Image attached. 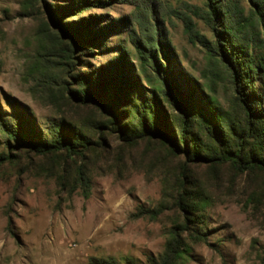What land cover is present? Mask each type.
Segmentation results:
<instances>
[{"label": "rangeland", "instance_id": "1", "mask_svg": "<svg viewBox=\"0 0 264 264\" xmlns=\"http://www.w3.org/2000/svg\"><path fill=\"white\" fill-rule=\"evenodd\" d=\"M232 1L250 17L247 0ZM72 3L0 0V154L6 156L0 160V264H149L150 258L160 261L174 235L185 239L176 264H264V172L239 174L220 156L193 164L183 153L173 154L161 135L141 129L149 125L146 106L156 95L171 119V139L181 147L176 110L165 102L154 67L142 65L136 52L152 36L159 42L160 78L171 86L162 88L178 99L187 96L194 114L185 148L204 153L194 136L214 148L200 122L240 128L232 72L214 49L206 1H94L77 13L68 9ZM52 21L101 34L82 39L75 65H68L67 40ZM245 29L261 40L257 20ZM250 54L259 64L250 90L264 110V43ZM120 57L119 120L70 99L64 88L72 77ZM18 128L22 143L7 137ZM60 128L70 130L82 157L35 153L26 143L52 142ZM81 138L89 140L83 148ZM79 165L89 180L87 195L75 181ZM182 185L186 195L197 193L208 202L187 222L176 207ZM190 229L200 240L189 237Z\"/></svg>", "mask_w": 264, "mask_h": 264}, {"label": "trees", "instance_id": "2", "mask_svg": "<svg viewBox=\"0 0 264 264\" xmlns=\"http://www.w3.org/2000/svg\"><path fill=\"white\" fill-rule=\"evenodd\" d=\"M70 8L72 13H77L81 7H85L90 2H98L105 4L110 0H72ZM208 7L206 20L212 26L217 46L214 48L218 51L224 65L232 72L233 86L237 94V102L241 106L242 116L240 128L231 124L227 127H221L217 122H200L201 131L205 137L213 141L214 148H206L197 143V138L194 136L197 147L204 150L200 153L196 146L192 150L185 148V138L191 136L190 126L193 122V116L190 113L189 105L187 104V96L178 99L173 91H165L166 84L170 86L168 80L160 78L162 69L156 67L158 43L154 36L144 42L145 48H137L136 52L142 65L149 64L154 67L157 78L159 80L160 91L168 105H171L175 110L179 119L177 129L178 141L181 147L175 144L171 139V132L167 129V123L171 121L168 118L166 109H162L161 102L156 95H151L147 104V114L149 125L141 126L143 135L157 136L161 135L173 154L183 153L187 161L193 164H206L215 157H224L239 174L254 171L264 172V110L257 107L259 100L250 90L253 87L252 78L258 73L259 64L254 62V57L250 54L252 48H259V45L264 43V0H247L251 7V15L249 18L244 16L237 3L232 0H205ZM67 9V7H65ZM72 8V9H71ZM54 14V13H53ZM53 17H55L53 15ZM55 19H57L55 17ZM76 23L81 26L83 19ZM252 20H257L261 30V40L258 34L250 29H245ZM58 26L59 36L66 39L68 43L67 63L73 65L74 54L79 55L82 46V39L89 36L92 38L101 34V30L93 32L87 28L84 33L76 27L64 29ZM73 22L67 24L72 26ZM105 29V28H104ZM106 30V29H105ZM136 48V47H135ZM209 49V48H208ZM212 51V50H211ZM160 53L162 50L160 49ZM65 64V67H68ZM75 65V64H74ZM124 67L122 57L114 59L108 63L106 67L100 66L97 70L89 74L75 75L72 77L71 83H65V92L74 102L79 104H93L111 121H117L123 116V111L120 107L123 103V94L121 92V83L124 81V75L121 73ZM121 68V69H120ZM71 70V69H70ZM69 70V71H70ZM68 71V72H69ZM77 71V70H76ZM67 72V73H68ZM135 87L132 88L134 90ZM131 90V91H132ZM226 136V137H225ZM7 137L14 139L18 143L26 141L22 131L18 128L16 131L11 129L7 132ZM80 138V136H78ZM82 139V148L89 142L87 138ZM32 147L35 153L47 154L50 152L64 151L67 157L78 156L82 157V150L75 149V142L71 138L70 130L60 128L58 134L52 142L46 140L26 142ZM226 144V145H225ZM183 148V149H182ZM5 155L0 154V160ZM6 157V156H5ZM76 184L81 187L85 195L88 193L89 180L82 166H77L75 170ZM179 198L176 202L178 211L185 215V222L189 221V217L200 215L208 206L207 199L200 194L190 193L186 195L183 185L179 189ZM192 192V191H191ZM191 237L194 240H200L201 234L194 229L189 230ZM184 238L174 235L167 243L166 252L159 262L154 259H149V264H176V261L181 257L184 248ZM92 264H109L106 261L91 260Z\"/></svg>", "mask_w": 264, "mask_h": 264}]
</instances>
